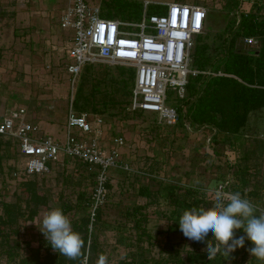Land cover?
<instances>
[{
    "label": "rangeland",
    "instance_id": "1",
    "mask_svg": "<svg viewBox=\"0 0 264 264\" xmlns=\"http://www.w3.org/2000/svg\"><path fill=\"white\" fill-rule=\"evenodd\" d=\"M27 1L0 0V111L23 107L26 110L25 119L37 124L41 135H51L61 140L64 137L63 126L69 108L70 91L65 66L69 62L71 35L68 31L60 30L57 19L68 5V0H53L58 2L60 8L38 7L33 11L38 16L35 24L23 23L13 16V13L18 12L14 7L19 3L26 4ZM31 1L37 4L47 0ZM91 1L98 3L101 10H105V4H111L112 0ZM121 1L132 7L135 17L141 16L143 0ZM162 1L198 3L204 6L208 16L202 34L207 35L205 41L210 46V52L217 56L220 41L231 36L241 12L248 8H260V14H264V0L149 2L152 4ZM148 8L146 6L145 10L148 11ZM139 17L130 21L137 22ZM232 19L235 20L234 25L228 26ZM206 26H209V30ZM116 66L96 63L94 76L102 78L101 72L105 67L112 76H116ZM78 81L79 77L74 93ZM168 98L166 104L174 105L175 97L170 93ZM125 106L123 104L111 109L113 115L98 114L103 122L101 146L108 150L111 140L116 136L123 138V145L118 150V167L108 172L105 200L98 206V221H91L89 218L94 224L93 227L90 224L87 226L88 233H92L89 243L96 249L92 255L95 259L92 264H96L101 255L109 260L105 264H119L120 261H133L134 264H171L167 251H164L168 236L181 258L192 250V241L178 233L167 235L164 231L166 223L162 218L163 213L167 212L163 197L140 196L138 188L147 187L152 192L160 189L162 194V185L178 184L216 193L218 187L224 184L222 182L235 170V164L241 163L243 154L254 147V142L264 141V111L251 115L246 130L241 134L218 138L211 145L216 151L213 153V149L207 145L213 131L209 133L200 128L198 133L193 129L189 133L181 123L173 126L162 125L157 123L154 114L130 112ZM47 129L51 133L46 132ZM258 153L255 152L246 163L249 170L258 175L260 183L256 190L253 187L254 175L250 176L248 187L244 189V198L260 213L258 208L264 209V156ZM0 155V216L3 215L2 204H16L24 213L23 217L17 219V232L9 235L10 244L17 247L16 255L12 260L0 255V264H23L22 260L31 254V249L37 248L41 250L40 258H44L45 243L39 242L43 235L38 229L43 214L51 208L59 207L62 210L68 207L64 213L71 222L88 215L95 184L94 174L75 160L61 157L50 166L46 174L26 176L22 173V159L16 143L2 136ZM226 164L231 165L230 170ZM124 165L127 166L126 169H123ZM28 180H34L38 193L46 198V205L37 208L32 221L26 219L31 205L26 206V194L22 187L23 182ZM253 188L258 193L255 198L246 194ZM220 192L223 191L220 189ZM136 206L142 207L141 214L146 218V221L140 222L139 227L134 225L135 218L130 214V210ZM143 230L149 232V237L142 234ZM25 242L33 243L34 247L25 246ZM202 247H199L200 252H203ZM85 252L89 259L91 251H87L85 247ZM52 253L55 254L54 251ZM246 260L248 259L241 261L236 257L233 263L226 261V264H248Z\"/></svg>",
    "mask_w": 264,
    "mask_h": 264
},
{
    "label": "trees",
    "instance_id": "2",
    "mask_svg": "<svg viewBox=\"0 0 264 264\" xmlns=\"http://www.w3.org/2000/svg\"><path fill=\"white\" fill-rule=\"evenodd\" d=\"M105 5V10H101L100 13L102 18L132 20L139 17L138 15L135 17L132 7L121 0H112L111 4ZM148 6V11H146L148 14L159 15L165 10L162 5L148 4ZM234 23L235 20L232 19L228 26L234 25ZM206 29L209 30V26H206ZM206 36V34H199L194 38L191 51V68L200 71L209 69L214 73L220 72L228 76L199 74L188 77L184 98L175 97V104L172 107H175L178 112L176 123L183 125L185 122L193 130H199L203 127L201 130L209 133L214 131L207 144L212 148L211 145H214L218 138L222 136L230 138L244 132L248 126L249 117L264 111V14H260V8L241 12L231 36L220 41L218 56L210 52V46L205 41ZM243 37L256 38L258 47L248 51L243 50L238 45L239 39ZM94 65L87 64L81 70L71 104L73 110L77 113L113 115L111 109H115V107L124 104L128 109L134 70L130 67L125 68L117 65L116 76H112L109 69L105 67L101 72L102 78L99 79L94 76ZM130 112L144 113L138 110ZM253 146L252 149L243 154L240 158L241 163L235 164V170L222 182L224 184L220 189L223 192L238 191L244 197V189L248 187V178L252 175H254L252 178L255 180L253 187L257 190V184L260 183L258 175L249 170L246 162L254 156L255 152H259L258 155L264 156V141H255ZM212 151L213 153L216 152L214 149ZM1 161L2 156L0 155V174L2 173ZM226 167L228 170L231 169L229 164H226ZM22 187L26 194L25 204L27 207L31 205L26 219L32 221L37 213V208L46 205V198L38 193L34 180L23 182ZM254 188L246 193L247 196L257 197L258 193ZM161 189L162 194H160V189L152 192L147 187H140L137 192L140 196L147 198L157 195L163 197L167 212L163 213L162 218L166 223L164 231L167 235L182 234L175 221L183 210L186 208L208 209L213 206L216 200L214 191H207L199 187L166 184L162 185ZM141 209V206H136L130 210V214L135 218L134 225L136 227L140 226V222L146 221V218L141 214ZM67 210L68 207L62 209L63 212ZM2 214L0 216V255H5L9 260H12L16 255L17 247L10 244L9 235L17 232V219L23 217L24 213L16 204H2ZM99 214L98 209H96L93 221L95 219L98 221ZM89 218L88 214L71 222L72 228L79 232L84 240L82 257L69 259L63 256L67 261L56 260L55 255L48 252L51 247L47 245L44 258H40L38 248L31 249V254L28 258L22 260V263L80 264L86 254L85 247L89 251L92 246V243H89L92 233L91 231L88 233L87 226L90 224L93 227L94 224ZM142 234L149 237L148 231L143 230ZM234 234L237 236L242 235L239 230ZM168 239L164 251H167L171 264H226V261L220 256L208 261L204 252L199 250L202 245L194 241L191 242L192 250L187 252L184 258H181L170 242L172 241L170 236H168ZM250 246V243L245 240L244 246L231 253L227 261L233 263L235 258L238 257L241 261H245L247 258L248 264H264V262L257 261L254 257L249 256L246 248ZM119 264L134 263L133 261H120Z\"/></svg>",
    "mask_w": 264,
    "mask_h": 264
},
{
    "label": "built area",
    "instance_id": "3",
    "mask_svg": "<svg viewBox=\"0 0 264 264\" xmlns=\"http://www.w3.org/2000/svg\"><path fill=\"white\" fill-rule=\"evenodd\" d=\"M147 5L144 3L139 20L132 22L102 18L100 5L91 0H68L59 17V25L72 31L69 62L65 66L70 97L63 139L41 135L34 124L26 121L23 108L9 110L0 116V136L16 143L24 175L46 174L61 157L75 160L94 174L89 204L91 221L95 210L105 200L108 172L118 167V150L123 138L114 137L110 148L105 150L100 143L102 119L73 110L74 86L82 68L96 63L132 68L134 76L128 109L154 114L157 123L166 126H173L178 120L176 108L166 104L168 93L182 99L190 76H228L190 66L194 38L202 34L205 27L207 10L204 6L184 2L157 4L165 10L154 15L146 12ZM238 45L248 51L256 49L258 41L243 37ZM183 126L186 131L191 130L185 122ZM206 141L208 143V138ZM126 168L124 165L123 169ZM258 210L264 212V209ZM80 264H87L86 254Z\"/></svg>",
    "mask_w": 264,
    "mask_h": 264
},
{
    "label": "clouds",
    "instance_id": "4",
    "mask_svg": "<svg viewBox=\"0 0 264 264\" xmlns=\"http://www.w3.org/2000/svg\"><path fill=\"white\" fill-rule=\"evenodd\" d=\"M175 222L185 238L203 246L208 261L217 256L227 261L247 240L249 256L264 262V212L257 214L255 206L238 191H217L211 208H186ZM38 229L55 253L69 259L82 257L84 240L59 207L43 214ZM237 230L242 235H235ZM96 264H105V257L99 256Z\"/></svg>",
    "mask_w": 264,
    "mask_h": 264
},
{
    "label": "crops",
    "instance_id": "5",
    "mask_svg": "<svg viewBox=\"0 0 264 264\" xmlns=\"http://www.w3.org/2000/svg\"><path fill=\"white\" fill-rule=\"evenodd\" d=\"M33 1H36V0H33ZM150 0H143V3H147V4H150V2H149ZM171 2H174V1H171ZM167 2L165 1H162V2H153L152 4H166ZM169 3V2H168ZM38 4V5H37ZM32 3V1L31 0H28L27 1V3L26 4H24V3H19V4H17V7H14V9L17 11L18 10V12L15 14V13H13L14 15V17H15V19L16 20H18V21H22L23 23L24 22H27V23H32V24H35V22H37L38 21V16H36V12H33L34 10H36L38 7L41 9V8H44V7H47V8H60V5L58 4V2H55V1H53V0H47V1H45V2H39V3ZM191 4H193V3H191ZM195 5H200V4H195ZM15 6V5H14ZM66 7V6H65ZM65 7L63 8V10L65 9ZM13 8V7H12ZM250 9H252V8H250ZM62 10V11H63ZM248 10H249V8H248ZM25 11H29V12H26L25 13ZM61 11V12H62ZM59 18V17H58ZM52 19V18H51ZM206 19H207V17H206ZM238 20V19H237ZM57 23H58V25H59V19H57ZM205 23H206V21H205ZM59 28H60V30H62V31H68L69 33H70V42H71V40H72V31L70 30V29H65V28H62L60 25H59ZM205 28V27H204ZM18 108H23V107H12V108H5V109H3V110H1L0 111V116H2L5 112H7V111H9V110H14V109H18ZM24 109V108H23ZM25 110V109H24ZM26 111V110H25ZM26 121L27 122H31L32 124H34L37 128H38V126H37V124H35L33 121H28L27 119H26ZM39 129V128H38ZM197 131V133L199 132L198 130H196ZM39 132H40V129H39ZM46 132H49V133H51L50 131H48V129H47V131ZM193 132V131H192ZM190 133V132H189ZM43 240V241H42ZM39 242H43V243H45V248H43V251H44V253H45V251H46V248H47V243H46V241H45V239H44V237H43V239H41ZM34 244L33 243H28V242H25V246H29V247H34L33 246ZM95 246L94 245H92L91 246V249H90V251H91V256H90V258L92 257V255H94L95 254ZM39 251H41V250H39ZM52 249H49V253L50 254H52V255H55L54 256V258L57 260H60V259H62V260H66L67 261V259L66 258H64L63 257V255H59V254H57V253H55V254H53L52 253ZM39 255H41L40 254V252H39ZM45 255V254H44ZM29 257V256H28ZM27 257V258H28ZM41 257V256H40ZM88 257H89V255L87 256V263L89 262V264H92V263H94V258L92 257V259H88ZM89 260V261H88ZM106 261H109V260H106V258H105V262Z\"/></svg>",
    "mask_w": 264,
    "mask_h": 264
}]
</instances>
